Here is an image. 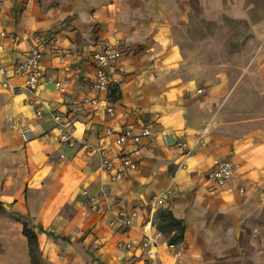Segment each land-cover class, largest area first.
Returning a JSON list of instances; mask_svg holds the SVG:
<instances>
[{"label": "crops", "instance_id": "0c3cea01", "mask_svg": "<svg viewBox=\"0 0 264 264\" xmlns=\"http://www.w3.org/2000/svg\"><path fill=\"white\" fill-rule=\"evenodd\" d=\"M37 36L44 75L31 91L12 66ZM107 45L123 52L110 70L115 100L92 84L93 53ZM0 58L20 86L0 91V264H32L13 212L33 224L44 264H153L117 242L141 240L160 207L186 231L175 247L160 236L156 264H264V0H0ZM96 96L113 112L86 102ZM53 113L76 147L60 141ZM109 126L153 133L122 146L99 135ZM163 132L187 149L165 144ZM83 139L138 169L113 181ZM224 158L236 168L221 187L209 172ZM166 188L173 193L154 206ZM90 194L102 213L86 207ZM122 210L138 213L132 227L114 221Z\"/></svg>", "mask_w": 264, "mask_h": 264}, {"label": "built area", "instance_id": "2783aa9c", "mask_svg": "<svg viewBox=\"0 0 264 264\" xmlns=\"http://www.w3.org/2000/svg\"><path fill=\"white\" fill-rule=\"evenodd\" d=\"M43 38L39 36L32 43L27 53L15 62L12 69L17 73L26 78L24 86L31 91H35L39 88L40 82L43 78L44 71L42 67L43 50L42 45ZM123 56V52L114 46L107 45L102 47L93 53V62L95 64V71L92 77V84L97 92L109 93L110 87L114 80L110 74L111 68H113ZM9 67L4 65L0 58V91L3 89L11 88L15 92L20 91V86L13 85L9 79ZM57 86L62 90L64 87L60 81H56ZM204 88L199 89L202 92ZM86 102L94 105H101L108 112H113L114 108L112 105L101 103L99 96L93 98H87ZM42 110L38 111V114H42ZM53 117L57 122L59 130V139L62 143L68 144L70 147H76L78 138L74 132L70 129L68 120L64 118L60 113H53ZM26 139H31L34 134L26 126L21 129ZM152 130L144 128L140 133L136 132L133 127L127 126L122 129H114L112 127H106L99 132L101 137L114 136L115 141L119 145H126L128 142L133 141L136 144L143 142L144 138L152 135ZM163 139L165 144L170 146H178L187 149L188 143L178 138L171 132H163ZM80 145L83 149L88 152H98L101 156L102 166L110 174L113 181L121 180L128 173L134 172L139 167V162L129 155H124L120 161H116L108 155V151L105 147H99L90 144L87 140L83 139L80 141ZM190 150H186L185 154H189ZM62 157H66V154H62ZM235 163L230 159H215L214 165L209 172V178L218 186L226 187L230 184L231 179L235 173ZM243 190V188H241ZM173 193L172 188H166L160 191L154 206L163 205L166 198ZM86 207L93 212L102 213L105 210V206L97 195L90 194L86 199ZM138 213L136 211L126 212L124 210L118 212L115 215L114 221L118 222L125 228L133 226L135 218ZM153 221L147 222L143 227V237L139 241H118L117 246L121 248H127L129 250L138 251L144 253L148 258L155 259L159 247V238L162 232L153 229ZM171 247H175L177 244H169ZM175 259L179 260L183 257V253L180 249H175L173 252Z\"/></svg>", "mask_w": 264, "mask_h": 264}, {"label": "trees", "instance_id": "16d2710c", "mask_svg": "<svg viewBox=\"0 0 264 264\" xmlns=\"http://www.w3.org/2000/svg\"><path fill=\"white\" fill-rule=\"evenodd\" d=\"M111 100H115L120 96V90L117 85L112 84L108 93ZM6 209L0 203V212ZM13 216L22 221L23 234L27 237L32 264H44L42 254L39 251V240L37 232L30 220L22 214L14 213ZM153 226L164 233L169 244H179L185 239L186 225L185 221L174 215L173 211L166 207H160L153 215Z\"/></svg>", "mask_w": 264, "mask_h": 264}, {"label": "rangeland", "instance_id": "374dc122", "mask_svg": "<svg viewBox=\"0 0 264 264\" xmlns=\"http://www.w3.org/2000/svg\"><path fill=\"white\" fill-rule=\"evenodd\" d=\"M32 224V223H31ZM33 225V224H32ZM163 235H165L164 233H162ZM165 237L167 238V236L165 235ZM168 240V238H167ZM29 254H30V251H29ZM155 260L153 259V264H156V262H154Z\"/></svg>", "mask_w": 264, "mask_h": 264}]
</instances>
